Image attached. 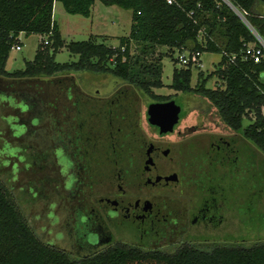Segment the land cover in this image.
I'll return each instance as SVG.
<instances>
[{
    "label": "trees",
    "instance_id": "obj_1",
    "mask_svg": "<svg viewBox=\"0 0 264 264\" xmlns=\"http://www.w3.org/2000/svg\"><path fill=\"white\" fill-rule=\"evenodd\" d=\"M55 1L69 14L89 17L96 0H0V79L11 84L41 76L58 79L61 73L88 71L110 74L151 98L166 100L172 97L153 93L154 88L163 87L161 57L145 61L156 47L198 54L219 53L217 67L205 77L199 72L194 86H191V77L195 68L189 63L173 69L169 87L206 99L225 127L240 131L243 139L264 155V59L258 63L244 59L245 46L259 43L222 0H171V3L99 0L104 5L132 11L129 34L120 37L115 47L97 42L92 35L88 40L66 43L52 17ZM229 1L247 12L246 20L264 42V18L261 17L264 0ZM21 33L43 38L34 58L25 61L22 70L8 72L5 64L10 50L19 44ZM131 43L139 46L140 54L135 57L130 54ZM62 48L77 55V61L56 62L55 54ZM231 57L234 59L230 60ZM212 77L221 86L207 88V80ZM243 119L249 120L245 127H242ZM242 188L247 192L241 200L245 206L243 212H253L249 207L248 184ZM0 264H264V242L251 246L185 244L172 252L117 243L85 257H72L35 235L0 181Z\"/></svg>",
    "mask_w": 264,
    "mask_h": 264
},
{
    "label": "flooded vegetation",
    "instance_id": "obj_2",
    "mask_svg": "<svg viewBox=\"0 0 264 264\" xmlns=\"http://www.w3.org/2000/svg\"><path fill=\"white\" fill-rule=\"evenodd\" d=\"M127 86L107 97L89 96L82 110L72 100V128L53 120L54 140L48 141L47 128L41 129L43 137L38 142H47L48 147L37 156V161L43 162L37 172L50 171L53 176L42 174L49 184L43 187L58 193L52 182L61 185L72 203L69 236L77 250L56 247L79 258L117 243L142 249L175 246V250L185 244L215 245L217 239L203 238L220 236L234 212L244 211L238 204L242 202L239 188L233 187L231 179L249 172L254 159L251 148L234 135L212 132L211 128L218 126L211 127L206 116L198 124L183 130L175 125L167 133L148 123L153 132L149 135L136 112L137 94ZM22 93L28 100L23 101L25 110L30 113L27 127L33 126L31 113L39 116L41 125V118L48 116L42 107L46 98ZM169 100L172 98L154 102ZM31 137L36 143L37 137ZM52 158L57 160L55 165ZM251 191L248 185L249 201ZM194 230L206 235L192 238Z\"/></svg>",
    "mask_w": 264,
    "mask_h": 264
},
{
    "label": "rangeland",
    "instance_id": "obj_3",
    "mask_svg": "<svg viewBox=\"0 0 264 264\" xmlns=\"http://www.w3.org/2000/svg\"><path fill=\"white\" fill-rule=\"evenodd\" d=\"M262 6V5H261ZM53 20L58 25L62 38L66 43L71 41L88 40L89 36H93L97 42H103L109 46H117L120 37L127 36L130 31L132 11L121 8L117 5H104L96 0L91 8L89 17H83L78 14L67 13L60 2H54ZM20 50L14 47L10 50L5 70L12 72L14 70H22L25 61L34 58L38 44L42 40V36L38 34L19 35ZM130 54L135 57L140 54L139 46L131 43ZM179 51L174 49L168 51L167 47H156L154 52L145 57V61H154L161 57L163 87L154 88L153 93L158 96H170L180 105L181 112L179 122L175 128L183 130L184 126L198 124L203 117H208L211 131L222 136L236 137L239 142L250 147L254 153L255 160L251 159L250 170L243 175H239L236 179H231L233 187L239 188V198L243 199V195L247 194L243 190V185H250V205L253 212H243L240 214L234 212V217L229 218V226L224 229L226 231H209V234H220V236H208L204 232L194 230L191 233L192 238H200L211 240L217 239L215 245L227 243V245L251 246L255 243L264 242V155L252 143L246 141L241 136L240 131H231L225 127L216 115L215 109L210 103L194 93H184L175 91L170 88L172 79V71L174 68L183 66L177 60ZM78 56L70 54L65 48H62L55 54V61L59 63H71L77 61ZM201 67L193 69L191 77V86L197 82V74L202 72L203 77L211 73L220 61V54L213 52H204L200 55ZM59 78L41 76L39 79L24 80L19 83H9L5 79H0V181L10 193L12 199L17 204L19 210L25 217L27 223L32 228L35 235L43 242L54 244L55 246L66 248L69 251L77 249L71 245L69 236L68 222L71 221V201L61 190V185H55L58 193L51 189L47 191L43 185L48 187L49 184L43 181L41 172L38 167L43 162L37 161V156L47 151L48 145L38 142L43 137L41 129H46L48 141L54 140L56 134L51 127L53 120H59L60 126H68L72 128L71 121L73 103L72 100L79 104L82 110L87 105L89 96H110L112 93L121 91L126 88V83L121 79L110 74H96L88 71H72L70 73H61L57 75ZM73 80V81H72ZM64 85H70V88H64ZM221 86L215 77L209 78L206 83L207 88H215ZM137 95L139 104L137 105V113H140V124L143 130L151 135L152 129L148 127L146 119V107L150 102L161 101L147 96L145 93L127 86ZM64 89V90H63ZM63 94L72 96H60ZM22 92L40 93L39 96L46 98L43 103L44 113L48 114L41 118L39 125V116L32 119V127H27V118L30 113L25 110L24 102H28ZM60 94V95H58ZM49 95V96H48ZM69 98V100L67 99ZM33 100L32 98H30ZM38 101L36 97L34 100ZM34 103V102H33ZM35 104V103H34ZM33 112V111H32ZM42 113V116L45 114ZM210 114V115H206ZM69 116V117H67ZM72 116V117H70ZM69 118V119H67ZM55 123V122H54ZM53 123V125H54ZM249 123L248 119H243L242 127ZM101 126L100 123H98ZM33 129V130H30ZM37 137V142H33L32 137ZM53 136V137H52ZM45 141V140H44ZM52 145V144H51ZM51 149V146H49ZM52 162L55 165L56 159ZM36 171V172H34ZM44 176L53 177L49 173ZM241 177V178H240ZM43 181V182H42ZM252 193V194H251ZM255 194V196H254ZM62 195H64L62 197ZM249 195V193H248ZM243 205L242 202L238 203ZM238 209V207H237ZM245 211V206L243 205ZM233 233V235H232ZM225 234V235H224ZM229 234L230 236H226ZM230 243V244H229ZM234 243V244H233ZM213 245H205L209 247ZM175 246L160 248L165 252H172Z\"/></svg>",
    "mask_w": 264,
    "mask_h": 264
},
{
    "label": "built area",
    "instance_id": "obj_4",
    "mask_svg": "<svg viewBox=\"0 0 264 264\" xmlns=\"http://www.w3.org/2000/svg\"><path fill=\"white\" fill-rule=\"evenodd\" d=\"M224 3L227 2L230 6L229 8L242 20V22L249 28V30L252 32L254 37L256 38L259 45L254 44H247L245 46V49L243 51V57L244 59L252 60L254 63L260 62L262 59H264V42L260 38V36L255 32V30L250 26L248 21L245 18V15H247V12L243 10H239L236 8L229 0H222ZM168 3H171V0H167ZM261 17L264 18V12L261 15ZM20 41V37H19ZM20 44V43H19ZM19 44L14 45L15 50H20L21 47ZM200 55L198 53H190L187 51H181L179 52V55L177 56V61L180 63L181 66L186 67L189 63L192 65L193 68L197 69L201 67V59ZM234 57H231L230 60H233ZM262 113H264V106L262 107Z\"/></svg>",
    "mask_w": 264,
    "mask_h": 264
},
{
    "label": "water",
    "instance_id": "obj_5",
    "mask_svg": "<svg viewBox=\"0 0 264 264\" xmlns=\"http://www.w3.org/2000/svg\"><path fill=\"white\" fill-rule=\"evenodd\" d=\"M227 6H230L225 2ZM181 107L175 100L153 102L147 107L148 123L157 126L160 133L172 132L179 122Z\"/></svg>",
    "mask_w": 264,
    "mask_h": 264
},
{
    "label": "crops",
    "instance_id": "obj_6",
    "mask_svg": "<svg viewBox=\"0 0 264 264\" xmlns=\"http://www.w3.org/2000/svg\"><path fill=\"white\" fill-rule=\"evenodd\" d=\"M54 6V5H53Z\"/></svg>",
    "mask_w": 264,
    "mask_h": 264
}]
</instances>
